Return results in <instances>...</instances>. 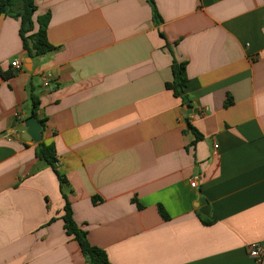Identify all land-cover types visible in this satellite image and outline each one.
I'll list each match as a JSON object with an SVG mask.
<instances>
[{
    "label": "crops",
    "instance_id": "1",
    "mask_svg": "<svg viewBox=\"0 0 264 264\" xmlns=\"http://www.w3.org/2000/svg\"><path fill=\"white\" fill-rule=\"evenodd\" d=\"M153 1L158 23L148 0H35L55 50L34 59L0 16V264H89L64 196L111 264H264V0ZM32 95L40 142L16 130Z\"/></svg>",
    "mask_w": 264,
    "mask_h": 264
},
{
    "label": "trees",
    "instance_id": "2",
    "mask_svg": "<svg viewBox=\"0 0 264 264\" xmlns=\"http://www.w3.org/2000/svg\"><path fill=\"white\" fill-rule=\"evenodd\" d=\"M148 3L153 9L154 20L157 23L160 22L161 19L157 13L154 1L148 0ZM36 13L37 6L35 5V0H0V16H12L20 21V37L22 40L23 50L25 54L32 59L42 57L55 50V47L49 43L46 34L50 16L46 14L45 16L38 17L36 21L38 29L35 30L34 16ZM172 71L173 81L166 85V89L172 91L176 98H180L183 105L190 106L191 102L183 96L188 84L186 64L174 61ZM0 75L3 78L8 79L13 76V73H3L0 71ZM31 98L34 105L33 117L42 127V130H45V120L40 118L38 113V98L35 95H32ZM190 130L194 132L197 139L201 138V135L195 129L190 128ZM37 155L39 158L45 160L48 165L54 168L60 183L62 185L65 184L66 179L60 176L56 170L54 148L52 146L41 145ZM64 197L66 199V204L62 219L65 223L66 234L77 241L89 264H111L104 250L92 246L89 243L87 232L80 228L75 222L71 205L66 196Z\"/></svg>",
    "mask_w": 264,
    "mask_h": 264
},
{
    "label": "built area",
    "instance_id": "3",
    "mask_svg": "<svg viewBox=\"0 0 264 264\" xmlns=\"http://www.w3.org/2000/svg\"><path fill=\"white\" fill-rule=\"evenodd\" d=\"M12 66L19 70L21 68V63L19 60H15L13 63H12ZM42 80H43V85L45 88L49 89V88H52V83H53V77L51 74H46V75H43L42 77ZM215 148L217 149L218 146L215 145ZM249 253H250V256L258 261H261L262 257H263V254H264V245L262 243H255V244H252L249 248Z\"/></svg>",
    "mask_w": 264,
    "mask_h": 264
},
{
    "label": "water",
    "instance_id": "4",
    "mask_svg": "<svg viewBox=\"0 0 264 264\" xmlns=\"http://www.w3.org/2000/svg\"><path fill=\"white\" fill-rule=\"evenodd\" d=\"M16 130L20 133L26 132L29 135V141L31 142H40L44 137V134H42V127L35 118H29L23 123H20Z\"/></svg>",
    "mask_w": 264,
    "mask_h": 264
}]
</instances>
